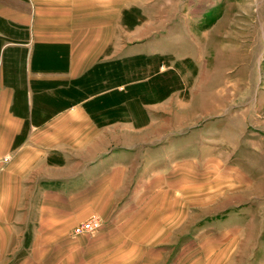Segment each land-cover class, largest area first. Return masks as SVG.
<instances>
[{"label":"crops","instance_id":"crops-1","mask_svg":"<svg viewBox=\"0 0 264 264\" xmlns=\"http://www.w3.org/2000/svg\"><path fill=\"white\" fill-rule=\"evenodd\" d=\"M158 1L0 0V264H219L175 249L170 216L124 210L149 188L140 131L154 119L132 79L108 78L150 53L128 18ZM95 215V235L74 232Z\"/></svg>","mask_w":264,"mask_h":264},{"label":"rangeland","instance_id":"rangeland-1","mask_svg":"<svg viewBox=\"0 0 264 264\" xmlns=\"http://www.w3.org/2000/svg\"><path fill=\"white\" fill-rule=\"evenodd\" d=\"M156 5L128 18L139 25L128 41L150 53L124 59L123 73L154 124L140 131L149 188L124 210L170 216L189 262L264 264V0Z\"/></svg>","mask_w":264,"mask_h":264},{"label":"built area","instance_id":"built-area-1","mask_svg":"<svg viewBox=\"0 0 264 264\" xmlns=\"http://www.w3.org/2000/svg\"><path fill=\"white\" fill-rule=\"evenodd\" d=\"M10 158L9 154H6L3 157L4 161H7ZM2 166L0 165V168ZM102 225V220L100 216H92L91 218L84 220L80 223H78L74 229V232L76 234H82V233H95L99 230V228Z\"/></svg>","mask_w":264,"mask_h":264},{"label":"trees","instance_id":"trees-1","mask_svg":"<svg viewBox=\"0 0 264 264\" xmlns=\"http://www.w3.org/2000/svg\"><path fill=\"white\" fill-rule=\"evenodd\" d=\"M120 66H113L112 71L109 73V84L111 82H127V78L125 79L124 71L121 73Z\"/></svg>","mask_w":264,"mask_h":264}]
</instances>
